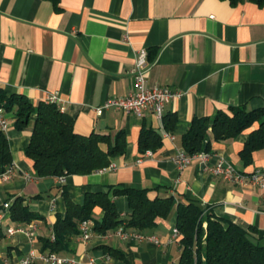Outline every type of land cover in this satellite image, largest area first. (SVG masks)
I'll list each match as a JSON object with an SVG mask.
<instances>
[{
  "label": "crops",
  "instance_id": "crops-1",
  "mask_svg": "<svg viewBox=\"0 0 264 264\" xmlns=\"http://www.w3.org/2000/svg\"><path fill=\"white\" fill-rule=\"evenodd\" d=\"M146 50L151 68L147 86L181 92L164 111L163 119L115 109L97 113L115 97L127 96L134 84L136 51ZM0 89L24 95L37 106L50 94L63 100V112L74 118V130L82 136L109 135L114 142L123 132L127 148L113 158L114 169L90 175L39 178L27 157L33 121L16 126L14 111H6L5 132L12 153V173L0 183V264H20L33 256V264H45L41 255L53 227L67 211L66 196L82 205L88 193L115 188L147 190L151 200L173 198L178 203L198 202L222 221L252 231L264 241V190L247 184L232 185L208 171L223 157L241 172L264 168V150L254 153L246 166L240 157L250 132L233 140L213 142L208 161L194 158L182 170L174 162L184 152L182 139L195 118L214 117L230 107L247 111L264 107V4L251 0H0ZM176 118L165 127L164 118ZM143 130L161 135L153 156L138 163ZM163 132L174 138H166ZM107 149L105 145L102 146ZM145 151V152H146ZM40 218L29 223L11 218L17 198ZM5 204H10L5 208ZM121 217H127L128 200H115ZM97 207L90 220L102 221ZM176 209L167 219L158 218L143 234L159 243L111 237L94 230L88 242L71 238L61 256L81 263L178 264L182 248L173 232ZM34 236L9 229L32 231ZM122 226V225H121ZM131 230V229H130ZM255 232H254V231ZM135 231V230H134Z\"/></svg>",
  "mask_w": 264,
  "mask_h": 264
},
{
  "label": "trees",
  "instance_id": "trees-1",
  "mask_svg": "<svg viewBox=\"0 0 264 264\" xmlns=\"http://www.w3.org/2000/svg\"><path fill=\"white\" fill-rule=\"evenodd\" d=\"M230 1L236 4L240 0ZM251 1L264 4V0ZM0 106L7 112H15L16 126L21 130L31 124L35 115L26 155L33 161L39 178L90 175L109 167L113 158L126 152L123 132L114 142L109 135L82 136L74 130V118L53 104L41 102L33 106L24 95L7 94L0 89ZM164 122L168 128L174 126L176 118L165 117ZM256 124L257 128L250 132L240 152L244 164L250 166L254 153L264 150V107L251 111L230 107L227 111H218L214 117L195 118L182 139L184 152L189 156L212 153L213 142L236 139ZM161 138L157 131L143 130L139 147L142 152L154 149L161 144ZM12 162L8 138L0 129V174L11 167ZM122 197L127 198L130 210L125 218L121 217L115 204V200ZM66 206L65 216L59 215L54 224V239L46 241L45 249L50 252L66 250L71 238L80 235V224L91 220L97 207L104 211V217L95 222L94 230L103 235L123 224L126 229L144 233L155 226L158 218L167 219L176 209V228L182 248L178 264H264V246L252 231L216 218L196 201L177 204L171 197L151 200L147 190L115 188L107 193H88L82 205L73 203L66 196ZM11 218L29 223L40 217L29 211L24 199L19 197L11 207Z\"/></svg>",
  "mask_w": 264,
  "mask_h": 264
},
{
  "label": "built area",
  "instance_id": "built-area-1",
  "mask_svg": "<svg viewBox=\"0 0 264 264\" xmlns=\"http://www.w3.org/2000/svg\"><path fill=\"white\" fill-rule=\"evenodd\" d=\"M151 68V62L149 61V54L146 50L136 51L135 66L132 70V76L134 84L131 92L125 97H115L109 99L105 105L101 108L96 109L97 113H102L107 109H115L118 111L125 112L136 116H142L145 113H152L158 119H163L164 111L169 103L174 99L182 97L181 92H175L169 88H163L154 86L149 88L147 86L148 73ZM45 103L55 105L61 112L64 111L62 107L63 100L58 94H50L46 97ZM0 129L6 132L9 129V122L6 118V110L3 106H0ZM163 136L166 138L173 139L174 137L166 132H163ZM152 151H146L138 160V163H143L146 158L152 157ZM212 153H198L193 156L187 155L185 152L178 153L174 158V162L177 167L182 170L184 169L192 159L200 158L203 161H208L211 158ZM114 165L101 170L108 171L114 169ZM208 171L223 180L227 181L232 185L244 186L247 184L259 187L264 190V168H257L252 172H241L230 162L226 161L223 157H218L217 162L213 167L208 168ZM12 173V166L9 167L4 173L0 174V183L5 182L9 179ZM57 180L60 184L65 182V176L58 177ZM10 204H5V208H9ZM124 218V217H122ZM32 231L26 232L23 229H9L8 233L13 235L17 232L27 233L31 238L34 236L36 230L35 226H31ZM80 235L79 237L84 242H88L94 234V225L90 220L84 221L80 224ZM175 237H179V231L177 228L173 232ZM104 239L111 237H118L122 239H131L138 241H151L159 243L158 239L154 236L145 235L143 233L126 229L123 224L116 230L102 235ZM40 259L45 264H96L95 260H90L88 263H81L75 258L69 256H61L56 252H47L41 255ZM20 264H33V256L24 258Z\"/></svg>",
  "mask_w": 264,
  "mask_h": 264
},
{
  "label": "rangeland",
  "instance_id": "rangeland-1",
  "mask_svg": "<svg viewBox=\"0 0 264 264\" xmlns=\"http://www.w3.org/2000/svg\"><path fill=\"white\" fill-rule=\"evenodd\" d=\"M260 244H261L262 246H264V241H262Z\"/></svg>",
  "mask_w": 264,
  "mask_h": 264
}]
</instances>
